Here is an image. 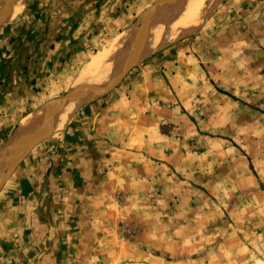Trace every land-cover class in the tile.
<instances>
[{"label": "rangeland", "instance_id": "obj_1", "mask_svg": "<svg viewBox=\"0 0 264 264\" xmlns=\"http://www.w3.org/2000/svg\"><path fill=\"white\" fill-rule=\"evenodd\" d=\"M23 1L14 26L27 10ZM189 1L127 0L122 13L128 26L81 44L58 71H64L58 92L45 100L78 104L65 127L81 124L85 133L96 127L102 139L127 136L132 145L125 156L153 144L160 162L155 174L167 177V193L155 194L152 216L121 221V244H111L107 264H264V0H218L193 31L136 59L108 89L103 75L109 67L97 82L74 85L124 30L140 32L130 46L133 58L156 12ZM2 6L0 0V14ZM107 123L118 131L100 130ZM13 151L3 158L0 149V189L26 155ZM167 159L169 167L161 164Z\"/></svg>", "mask_w": 264, "mask_h": 264}, {"label": "crops", "instance_id": "obj_2", "mask_svg": "<svg viewBox=\"0 0 264 264\" xmlns=\"http://www.w3.org/2000/svg\"><path fill=\"white\" fill-rule=\"evenodd\" d=\"M27 2L18 26L0 27V149L24 122L32 137L18 138L13 156L26 155L0 189V264H107L111 244H121V221L152 216L155 194L167 193V177L155 174L160 162L153 144L125 156L132 145L127 136L102 139L98 128L85 133L81 124L65 127L58 138L36 136L46 101L64 82L58 71L81 44L128 26L127 0ZM111 125L100 130L117 132ZM161 164L169 167V159Z\"/></svg>", "mask_w": 264, "mask_h": 264}, {"label": "bare ground", "instance_id": "obj_3", "mask_svg": "<svg viewBox=\"0 0 264 264\" xmlns=\"http://www.w3.org/2000/svg\"><path fill=\"white\" fill-rule=\"evenodd\" d=\"M16 1L18 0L13 1V5H12L13 7H11L12 17H15L16 15L21 13V11L24 8L23 0H20L15 4ZM216 1L218 0H192V2L189 1L187 2V4L184 5L182 4V6H173L171 3H170L172 5L171 7H165V5L164 7L162 6V8H160L158 12H156L158 13L157 19L155 20L156 17L154 18L153 25H151L150 28L145 33L147 34L148 37L147 40L136 46L138 50L136 59L140 60L146 57L147 55L158 51L165 43H167V41L175 40L193 31L199 25L200 21L205 18L208 7L213 6V4L216 3ZM149 22L151 23V21ZM138 32L139 31H137L136 27H131L124 30L115 40H113L109 48L97 53L88 62V64L85 65L83 70L80 72L79 76L75 79L74 85L83 86L84 84L97 82L100 78L99 71L101 69L104 70L106 67L107 68L109 67L110 69L111 67L122 69L118 72L119 74L117 73V70L114 71L113 69H112L113 71L112 70L109 71L110 69H108L107 70L108 73L103 71L104 73H106L103 75L106 79L105 84L103 86H105L104 87L105 89L111 87L121 77L123 70L126 67L128 61L130 64L132 53L134 50V49L131 50L130 46L131 44L134 43V40H138L137 37L138 34L140 33ZM134 46L135 45H133V47ZM129 64L127 66H129ZM102 78L103 77H101L100 79ZM69 101H64L61 107L60 106L52 107L48 109L46 112H44L42 119L43 120L42 123L44 124V126L42 128L39 127L41 130L39 129L40 132H38L36 136L37 139L39 138V140L40 139L45 140V139L55 138L61 135L63 128L68 124V121H70L71 116L74 114V112H76L75 110L78 107V104L74 103L75 101H73V103ZM64 103H66V105ZM28 116L32 117L30 115ZM44 120L46 121L44 122ZM34 123L36 124L37 122ZM27 125H28L27 122H24L21 125H19L20 126L19 129L15 131L14 135L12 134L10 140L8 139L9 140L8 145H6L7 149H5V153H2V156L3 154L4 156L10 154L11 151L13 150L20 149V145L17 144L18 138L24 133V130L27 128ZM32 136L34 137L33 134ZM22 141H24V139H22Z\"/></svg>", "mask_w": 264, "mask_h": 264}, {"label": "water", "instance_id": "obj_4", "mask_svg": "<svg viewBox=\"0 0 264 264\" xmlns=\"http://www.w3.org/2000/svg\"><path fill=\"white\" fill-rule=\"evenodd\" d=\"M3 1V6H2V9H1V14H0V22H2L0 24V27L2 25H6V29L7 27H9L11 25V21L13 20V17L11 16V7L13 5V1L14 0H2ZM4 31V30H3ZM1 29H0V32H3ZM1 37V36H0ZM144 41L142 40L141 43H143ZM142 45V44H141ZM137 54H138V50L136 48V52H135V55L133 56V58H131V61H130V64L129 66H127L125 68V70H123V75L126 74V72L128 71L129 68H131L134 63L136 62V57H137ZM56 106H59V105H51V104H47V107H45L43 109V115H44V112H46L48 109L52 108V107H56ZM61 107V106H60ZM27 128H28V125H27ZM26 128V129H27ZM25 129V130H26ZM26 135V134H25ZM32 137L29 136V142L32 140L31 139ZM32 145H34L32 142H31ZM25 154V152H23L22 154L20 155H23ZM21 157V156H20Z\"/></svg>", "mask_w": 264, "mask_h": 264}]
</instances>
